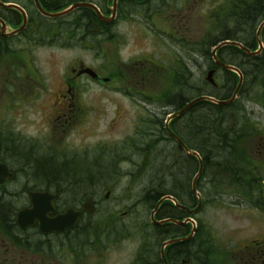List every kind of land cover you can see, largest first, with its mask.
<instances>
[{"label": "rangeland", "instance_id": "rangeland-1", "mask_svg": "<svg viewBox=\"0 0 264 264\" xmlns=\"http://www.w3.org/2000/svg\"><path fill=\"white\" fill-rule=\"evenodd\" d=\"M214 2L218 3L217 0L204 3L196 27H200L201 22L204 27L213 26L208 13L217 8ZM82 15V10H76L66 18L47 20V24H42L36 17L33 19L37 24L34 28H28L24 34L7 40L0 47V121L4 120L9 126L11 140L23 142L16 150L17 156L56 159L58 166L65 163L58 174H72L70 178L83 181L84 187L75 183L74 197L81 195L79 188H86V192L89 190L94 194L97 206L89 218L91 222L113 220L109 217L117 216L116 224L91 226L96 232H101L107 225L110 232L115 227L120 228L121 237H125L119 249L107 252L106 264H112L118 258L121 264H129L141 239L140 227L146 225L131 223L134 219L148 220L151 209L149 204L140 201L141 195L151 189L163 192L162 187L167 189L175 185L170 182L169 175L160 170V164L175 165V170L186 166L184 159H177L178 152L170 154L173 143L162 141L153 133L161 129L166 118V113L153 114L156 108H163L164 103L158 101L156 93L169 94L172 90L175 96H170V104H176L179 99H190L197 92H194V87L203 88L205 85L207 62L203 57L197 68L194 67V51L187 46L176 51L173 43L168 42L164 56L169 61L174 59L170 47L173 48L182 61L192 66V74H188L184 85L177 88H167L166 81H157V78L143 86L131 77L129 69H117L115 58L118 53L121 59H139L138 54H147L152 48V37L149 40L140 36H120L118 45L115 38L106 41L101 36L86 37L81 29L72 25ZM38 29L41 33L36 37ZM206 33L203 29L204 37ZM161 37L156 36L155 39H165ZM189 37H186L189 44L196 41L194 36ZM206 38L209 42L214 40L211 33ZM80 64L97 69L102 76L113 73L114 79L103 85L87 76L80 78L75 96L69 102H73L74 110L70 117L59 119V111L66 109L65 99L61 96L66 94L63 82L72 76L71 69L78 68ZM118 70L120 78L114 77ZM251 82L248 78L244 93L238 96L233 110L237 115L239 112V115L247 117L246 120L237 119L238 130L250 132L255 139L258 133L248 126L250 122L255 123L258 131L264 129V93L262 97L256 93L257 88ZM185 83L192 88L185 87ZM206 88L210 90L209 86ZM198 111L190 113V118L195 115L198 120L202 109L198 108ZM152 121H157V124ZM227 165V168L232 165V160ZM84 172L86 175H82ZM214 175L215 182L211 176L203 180V192L209 201L202 210L203 221L208 224V229L203 232L219 237L225 235L230 226L244 224V214L236 210L234 204L238 203L231 202L233 192L227 186L226 174L218 172ZM163 178L168 182L164 183ZM107 190L110 195L105 199ZM210 248L204 244L203 252Z\"/></svg>", "mask_w": 264, "mask_h": 264}, {"label": "flooded vegetation", "instance_id": "flooded-vegetation-1", "mask_svg": "<svg viewBox=\"0 0 264 264\" xmlns=\"http://www.w3.org/2000/svg\"><path fill=\"white\" fill-rule=\"evenodd\" d=\"M5 4H16L19 6L32 5L33 0H0ZM41 2V0H39ZM57 4H70L74 0H43ZM80 1V0H76ZM96 6L98 12L110 21L100 20L98 14L91 8L86 7L84 15V31L86 37L101 36L106 41L111 38L118 39L120 36H141L152 37L153 46L148 54H138L139 59L132 60L120 58L117 55V67L129 69L133 79L145 84L152 83L151 80L165 78L166 69L155 59H164L165 47L163 42L155 39L156 36L167 37L173 42L175 50L187 46V36H194L196 41L190 42L188 48L194 51V67L200 64L203 57L206 59V68L214 70L216 86L213 87L214 95L224 97L225 78L224 68L213 58L209 59L202 51L203 28L196 27L200 22L201 11L207 0H82ZM253 0H217L214 5L218 14L222 15L221 24L219 22L211 30L214 40L212 47L225 40H232L241 43L243 46L255 50L258 47L259 38L262 49L260 51L259 62L264 66V13L258 17L248 14L244 15L243 8L245 2L250 5ZM224 2L225 8H223ZM221 10V11H220ZM264 10V7H262ZM14 11V10H12ZM0 8V14L8 19L17 18V11ZM254 16V17H253ZM249 28H241L239 25L244 19ZM261 29L259 35L257 30ZM229 38V39H227ZM235 46L223 45L216 51L217 58L221 63H235ZM239 51L241 49L237 48ZM174 50V51H175ZM177 53V52H176ZM177 55V54H176ZM178 56V55H177ZM176 56L173 61V75L180 71L185 72L186 68L192 74V66L186 64L181 58ZM247 63L237 61L239 67L251 65L250 57H243ZM172 73V71H171ZM121 75V72H120ZM80 77L66 78L63 87L67 95L62 94L65 99L66 109H56L60 112L59 119L66 118L74 110L73 102L69 104L78 86L77 80ZM234 87L231 89L232 93ZM229 94V95H230ZM167 94L159 92L158 101H165ZM73 101V100H72ZM163 103V108L154 111L155 113H172L177 108L169 107ZM172 109V111L170 110ZM179 117L173 118L169 122L170 129L184 143L185 139L175 129ZM198 124L196 133V145L198 149L202 145V127ZM161 130V129H160ZM163 138L169 139L175 146L180 144L167 130ZM10 129L4 120L0 121V264H106L107 252L111 249L117 250L121 247V230L100 235L93 231L86 224H116V221L91 222L86 219L92 214H86L82 209L83 199L74 197V189L67 188L64 182H60V177L64 173L58 174L60 167L50 158H27L17 156L16 150L23 145L22 141L11 140ZM257 134V133H256ZM229 155L232 165H229L226 177L233 197L231 202L237 211L244 214V224L230 226L225 235L213 236L204 234L208 227H204L205 222L202 217L203 205L209 203L203 192V180L205 175H201L195 182L196 192L188 189L185 192L176 190H164L157 192L148 190V193L156 194L152 201L151 212L157 202L163 197H173L182 207H178L170 199H163L156 209L154 217L156 220L167 219L176 221H186L182 227L175 222L166 221L161 228L165 240L160 242L159 251L164 241L179 239L176 242L167 244L164 248V258L157 248L160 237L149 238L155 243L154 253L138 254V245L129 264H264V129L258 131L257 136L247 141L240 142L241 146L235 149L237 142L231 141ZM200 152L199 150L197 151ZM233 159L237 160L238 167L233 164ZM51 160L53 162H51ZM50 167V168H48ZM41 169L52 170L51 172H41ZM40 170V172H39ZM69 185V184H68ZM50 193L56 195L48 209L43 208L35 212L31 210V193ZM199 198L201 205L194 212H190L198 205ZM93 200V205L94 204ZM190 210H186L187 208ZM94 208V207H93ZM186 208V209H185ZM29 212L26 220H21L20 215L23 210ZM45 212V213H44ZM73 214L78 215V219L73 223ZM127 212H123L125 214ZM35 214L38 219L35 220ZM131 224H154L149 219L140 223L135 220ZM194 228L191 235L190 232ZM189 235V237H187ZM212 247L208 253L203 252V245ZM87 249V251H86ZM157 250V252H156ZM112 264H121V259H115Z\"/></svg>", "mask_w": 264, "mask_h": 264}, {"label": "trees", "instance_id": "trees-1", "mask_svg": "<svg viewBox=\"0 0 264 264\" xmlns=\"http://www.w3.org/2000/svg\"><path fill=\"white\" fill-rule=\"evenodd\" d=\"M76 1V0H74ZM42 4V6L47 9L48 11H54V10H59L62 9L64 7H66L67 5H63V4H57L54 2H47V1H43L41 0L40 2ZM27 7V6H26ZM262 7H264V0H253L251 1V4L248 5L245 2V7L243 8V12L246 10H250L251 12L253 11V9L257 10L256 15H260L264 13V10H262ZM29 11V17H28V28H34L36 25L33 22V19L35 17L39 18L40 22L42 24H47V19L41 17L36 10H34L33 8L28 9ZM13 13H15L14 11H11ZM82 12L83 14L86 12V9L82 8ZM16 14V13H15ZM17 18H11L13 20H10V22L14 25H18L20 23V19H19V15L17 14ZM83 15L81 17H78L77 19H75L72 23L73 26H76V28H79L81 30H83V26H84V20H83ZM254 17V16H253ZM4 19H6L5 17H3ZM49 30V29H48ZM41 33V30H37L36 33V37H38ZM229 39V38H227ZM7 40H1L0 39V47H2L5 42ZM235 50V63L237 64L238 60H241L244 56L246 57V55L239 51L237 48H234ZM208 56V58L210 59V53L208 52L206 54ZM251 61L253 62L249 68L245 67H240V69L242 70V72L244 73V75L246 76L247 80L248 78L251 79V83L252 85L257 88V90H255L256 93H260L261 97L263 95V88H264V66L259 62V57H255V58H251ZM242 63V62H241ZM248 70V71H247ZM224 78H225V84H224V88H225V95L224 97H220L223 99H227L230 97V92L231 89L235 86L236 80H237V76L236 74H234L233 72L230 71H225L224 74ZM189 82V79H188ZM186 85L188 86V88H192V86L189 83H185V87ZM246 87V86H245ZM243 87L240 90V95H242L244 93L243 91ZM197 90L196 93H194V96H199L201 94H210V90H207L206 85L199 90L198 88H194V92ZM216 97H218V94L216 95ZM189 99H182L177 102V106L176 108H181L186 102H188ZM198 108H201V116H199V119L197 120L195 115L194 118H190L189 114L190 113H194L198 111ZM230 108L228 106H220V105H216L213 104L211 102L208 101H200L198 103H195L191 109L188 111L187 114H185L184 116V121L182 123H180L178 126H176V129L178 131V133L184 137L185 142L187 144V146L193 150L196 151H200L199 153L201 154L202 160H203V171L204 173H209V174H216L218 172L220 173H226L228 172V168L225 167L227 165V162L231 160V157L229 155V147H230V143H232L231 141H236L239 131H236V127L237 124L232 128L229 129V126L231 124V116L229 114ZM199 112V111H198ZM242 117H244L243 115H240ZM155 123L157 121H154ZM197 122V124H196ZM201 123V127H202V145L200 146V149H198L197 145H196V133H197V126L198 124ZM219 124V128H221L222 131H224L223 134L219 135L216 132V125ZM184 127V130L181 131V127ZM161 127H163V124L161 123ZM180 128V129H179ZM162 131L163 128H162ZM238 133L237 135H235L236 133ZM172 143V142H171ZM155 145V143L153 142V146ZM155 147V146H154ZM170 154L172 155L173 151L178 152L179 158L177 157V159L186 161V166L181 168H177L175 170V165L173 166H168L167 164H163L159 166L160 170L166 172V175H169V179L170 182L174 183L175 185L173 187H169L167 189H164V187H162L163 190H176L178 189L179 191L185 192V189H188V183H189V176L192 174L193 170H196L197 167V162L196 159L193 157H187L182 149L179 147L176 148L175 146H171L170 148ZM233 164L235 167H238V162L237 160L233 159ZM228 166V165H227ZM168 170V171H167ZM52 170H46V169H41V172H51ZM40 172V170H39ZM165 176V175H164ZM164 183L168 182V180L166 178H163ZM60 182H63L60 179ZM66 184H69L68 181L66 180L65 182ZM93 183V182H90ZM80 185L81 187H84V183L83 181H81L80 183H76V185ZM70 185V184H69ZM72 186V184H71ZM75 185H73L74 187ZM156 186V185H155ZM152 188V187H151ZM150 188V189H151ZM80 190H85L79 188ZM152 190V189H151ZM89 191V190H88ZM87 191V192H88ZM86 192V193H87ZM157 193V192H156ZM146 193H144L143 195V201L142 203L146 204V205H151L152 201L156 198V194H148V196L146 195ZM158 194V193H157ZM140 235L145 238V237H159V236H163L164 233L161 230V228H148V227H140ZM142 253L145 252H150V253H154L155 250L153 248L148 249V242L145 241L144 246L141 250Z\"/></svg>", "mask_w": 264, "mask_h": 264}, {"label": "water", "instance_id": "water-1", "mask_svg": "<svg viewBox=\"0 0 264 264\" xmlns=\"http://www.w3.org/2000/svg\"><path fill=\"white\" fill-rule=\"evenodd\" d=\"M0 6L5 7V8H6V7H10V8L18 9V10L21 12V14H22V24H21V26H20L18 29L14 30V31H12V32H10V33H6V29H7V27H6V23L0 18V33H1L2 35H11V34H15V33L19 32L20 30H22V29L24 28L26 22H27V21H26V15H25V12H24L21 8L15 6V5H3V4H0ZM35 6H36L37 10H38L43 16H45V17H47V18H56V17L62 16V15H65V14L69 13L70 11H72L73 9L77 8V7L88 6V7L94 8L92 5H89V4H86V3H76V4H73L72 6L68 7L67 9H65V10H63V11L55 12V13H51V12H47V11H45L44 9H42V7L39 5V3H38L37 0H35ZM223 44H230V45H236V46H239L240 48H242V50H243L246 54H248V55H250V56H254V55L258 54V51H257V52H251L250 50H248L247 48L242 47L240 44H238V43H236V42H223V43H221L220 45H223ZM215 50H216V49H213V51H212V54H213L214 57H216V56H215ZM224 67H225L226 69H229V70H231V71L236 72V73L239 75V81H238L237 87H236L235 92H234V94L232 95V97H231L229 100H216V99H214V98H212V97H208V96H200V97L194 99L193 101H191L190 103H188V104H187V105H186V106H185L180 112L176 113L175 116L178 115V114H180V113H182V112H184V111H186V110H187V109H188L193 103H195L196 101L207 100V101H210V102H212V103L219 104V105H227V104L233 102V100L235 99L236 93H237V91H238V89H239V87H240V85H241V82H242V75H241L240 71H239L236 67H234V66L224 65ZM79 73H86V74H87L88 76H90L92 79H94V80H99V81L102 82V83H106V82L109 80L108 78H100V77L96 74V72H94V71H93L91 68H89V67L82 68V69L79 71ZM212 73H213L212 70H209V71L207 72V79L210 80V81H211ZM182 147H183L184 151L186 152V154H187L188 156H190V157H193V156H194V157H196V158L198 159V161H199L198 171H197L196 176H195L194 179H193V185H192V187L194 188V181H195L196 177H197V176L201 173V171H202L201 159H200V157L198 156V154H196L194 151H191V150H190L189 148H187L184 144L182 145ZM108 195H109V192L106 193L105 197H108ZM35 196L38 197V196H41V195H40V194H37V195H34V196L31 198V203H32V206H33L32 208H38V207H41V206H45V201L48 200L47 197H49V195L43 193L42 196H41V198H40V199H42L41 202H40V201H37V200L35 199V198H36ZM83 209L86 210V212H88V213L91 212V202H90V197H87L86 202H85L84 205H83ZM25 216H27V213H26V212H23L22 217L24 218ZM73 218H74V219H77V216H75V217H73ZM152 219H153V215H152ZM180 225H182V224H180ZM162 253H163V249H162Z\"/></svg>", "mask_w": 264, "mask_h": 264}, {"label": "bare ground", "instance_id": "bare-ground-1", "mask_svg": "<svg viewBox=\"0 0 264 264\" xmlns=\"http://www.w3.org/2000/svg\"><path fill=\"white\" fill-rule=\"evenodd\" d=\"M256 13H257V10L256 9H253V11L251 12L250 10H246V11H244V15H248V14H251V15H254V16H259V15H256ZM244 18L242 17V20H243ZM240 26H241V28H249V25L247 24V21L244 19V21H242L240 24H239ZM242 63H247L245 60H243V59H241L240 60ZM234 133H236V132H234ZM238 133H236L235 135H237ZM209 173H205L204 175H205V177H208L209 178V176H211V177H213V182H215V180H216V178H215V175L214 174H209ZM72 174H70V175H68V176H63V178H62V176L60 177L61 178V180L62 181H68V183L70 184V185H68V184H66L65 186L67 187V188H73V185H75V183H80L81 184V181L80 180H76L75 179V177H73V178H70V177H72L71 176ZM204 177V178H205ZM71 184H73L72 186H71ZM150 194H151V192H149ZM148 192H147V196H148V194H149ZM141 200L140 201H143V194L141 195ZM91 225V224H90ZM90 225H87L86 224V226H90Z\"/></svg>", "mask_w": 264, "mask_h": 264}]
</instances>
